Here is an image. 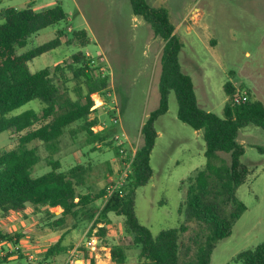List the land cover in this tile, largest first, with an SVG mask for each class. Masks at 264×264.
Returning a JSON list of instances; mask_svg holds the SVG:
<instances>
[{"label": "rangeland", "instance_id": "obj_1", "mask_svg": "<svg viewBox=\"0 0 264 264\" xmlns=\"http://www.w3.org/2000/svg\"><path fill=\"white\" fill-rule=\"evenodd\" d=\"M56 2L62 4L67 17L34 34L20 51L50 40L59 29L66 33L64 40L72 37L74 30L85 29L89 44L80 48L63 43L35 57L29 67L32 72L47 66L54 68L58 63L71 61L72 53L86 52L93 61L95 74L107 76L110 81L104 93L94 94V110L89 116L90 120L98 119L93 129L106 137L94 140L80 128L84 123L80 120L65 129L56 149L32 143L41 157L33 174L50 170L49 159H59L65 171L78 163L90 165L85 184L77 189L81 193L94 194L119 179L123 165L116 149L123 148L125 155H129L142 145L141 126L159 105L164 41L155 36L141 16L133 13L130 0H0V11L29 5L40 9ZM148 2L167 8L183 43L179 54L182 69L192 77L202 108L222 116L229 100L225 91V83L229 81L235 86V93L247 92L249 98L264 103V0ZM76 86L77 81L72 78L67 89L62 86V90L76 98L79 94ZM43 106L42 101L34 99L8 115H18L29 109L38 112ZM177 112L178 101L172 90L169 109L155 121L158 136L150 159L153 174L135 191L137 217L155 236L163 229L185 222L184 211H180L187 194L182 181L207 162L203 131L181 121ZM238 140L245 148L241 162L249 172L238 187L237 196L247 208L234 223L232 233L216 243L210 264H238L235 262L238 253L264 240V153L257 147L264 146V129L249 123L241 129ZM18 141L19 137L12 135L11 130L0 133V149H10ZM221 155L230 161L228 153ZM93 205L99 207L102 202L98 200ZM52 211L60 216L62 208ZM23 213L0 216V231L13 237L0 242V264H65L72 250H78L79 255L88 250L96 264H112L110 248L113 246H123L128 261L133 264L144 260L140 259V248L133 242V234L124 218L113 212L102 221L107 228L106 234H98L97 247L91 249L84 243L97 215L91 220L83 214L69 216L63 225L53 228L50 223L56 218L34 213L31 206L26 216ZM189 225L190 230L183 235L182 242L188 241L195 226L191 222ZM17 233H22L19 239ZM60 237L69 248L67 252L45 258L47 248Z\"/></svg>", "mask_w": 264, "mask_h": 264}, {"label": "trees", "instance_id": "obj_2", "mask_svg": "<svg viewBox=\"0 0 264 264\" xmlns=\"http://www.w3.org/2000/svg\"><path fill=\"white\" fill-rule=\"evenodd\" d=\"M130 2L133 13L141 16L151 26L155 36L164 41L159 78L160 100L158 107L150 112L141 126L142 145L129 155L116 149L122 165L125 160H131L130 172L123 185L107 197L108 186L94 194L78 191L77 187L86 182L90 165L78 163L65 171L61 169L59 159H49L50 170L40 175L33 174L41 157L37 146H31L32 143H43L49 149H56L65 129L80 120L84 121L80 128L94 140L106 137L93 129L98 119L90 120L89 116L94 110V94L104 93L110 81L107 76L95 74L93 61L86 52L78 50L72 53L71 61L58 63L54 68L47 66L32 72L29 67V62L35 57L63 43L80 48L86 46L90 43L87 31L74 30L72 37L64 40L66 33L59 29L50 40L20 51L41 29L64 20L67 12L60 2L40 9L29 5L7 7L0 11V133L11 130L19 137L17 145L0 149V216L23 212L26 216L25 212L31 206L34 213L56 218L50 223L56 228L63 225L69 216L83 214L91 220L97 215L87 232V237H90L95 229L97 235L106 234L107 228L102 221L113 212L124 218L133 234V242L140 248V259L144 260L138 264H210L216 243L232 233L234 223L247 208L237 196V189L249 172L241 162L245 148L238 138L241 129L249 123L264 129V103L249 98L247 92L246 100H234L235 86L229 81L225 83L229 100L225 103L223 115L202 108L192 77L182 69L179 54L183 43L175 32L167 8L152 5L148 0ZM72 78L77 81L79 94L76 98L62 90V86L67 89V83ZM172 90L178 101V118L203 131L207 162L182 181L187 192L180 208L184 211L185 222L178 227L163 229L155 236L137 217L135 191L138 186L146 184L153 174L150 159L158 136L155 121L169 109V93ZM34 99L43 102L42 110L29 109L18 115H8ZM257 147L264 153V146ZM222 153L230 155L229 162L222 157ZM109 169L112 171L111 163ZM98 200L102 205L96 207L93 204ZM54 206L62 208L60 216L50 209ZM190 222L195 226L188 241L182 242L183 235L190 230ZM21 236L22 233H17L16 238ZM6 239L12 240L13 237L0 231V242ZM62 241L63 237H60L52 243L45 251V258L67 252L69 248ZM110 253L112 264H133L128 261L123 246L111 247ZM84 256L85 264H96L88 250ZM235 262L264 264V240L254 248L238 253Z\"/></svg>", "mask_w": 264, "mask_h": 264}, {"label": "built area", "instance_id": "obj_3", "mask_svg": "<svg viewBox=\"0 0 264 264\" xmlns=\"http://www.w3.org/2000/svg\"><path fill=\"white\" fill-rule=\"evenodd\" d=\"M240 99H244V100L247 99L245 92H238L235 94L234 100L239 101ZM120 151L123 152L124 149L121 148ZM130 163H131V160H125L123 162V169L121 170L119 179L117 181L113 180V183L111 182V184L108 185L107 193H106L105 197L109 196L116 189H119L121 187V185H123L124 181L126 180L128 173L130 172ZM100 225H102V224H100ZM95 232H96V230H94L93 234L90 237H87L85 240L84 244L88 249L97 247V243L99 241V238H98L97 234H95ZM78 262H82L81 264H85L84 253H81V255H79L78 250L70 251L69 257H68L67 261L65 262V264H78Z\"/></svg>", "mask_w": 264, "mask_h": 264}, {"label": "crops", "instance_id": "obj_4", "mask_svg": "<svg viewBox=\"0 0 264 264\" xmlns=\"http://www.w3.org/2000/svg\"><path fill=\"white\" fill-rule=\"evenodd\" d=\"M13 135V134H12ZM57 207H59L60 209H61V207L60 206H54V207H50V209L51 210H53L54 208H57ZM13 215H17V214H13Z\"/></svg>", "mask_w": 264, "mask_h": 264}]
</instances>
